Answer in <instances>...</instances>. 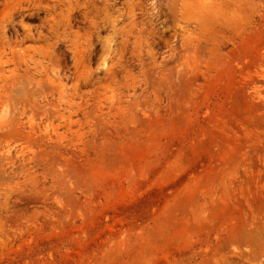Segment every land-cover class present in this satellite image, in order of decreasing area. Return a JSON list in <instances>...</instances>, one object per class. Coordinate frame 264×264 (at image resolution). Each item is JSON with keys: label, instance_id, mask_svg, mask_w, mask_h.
<instances>
[{"label": "rangeland", "instance_id": "rangeland-1", "mask_svg": "<svg viewBox=\"0 0 264 264\" xmlns=\"http://www.w3.org/2000/svg\"><path fill=\"white\" fill-rule=\"evenodd\" d=\"M0 264H264V0H0Z\"/></svg>", "mask_w": 264, "mask_h": 264}, {"label": "bare ground", "instance_id": "bare-ground-1", "mask_svg": "<svg viewBox=\"0 0 264 264\" xmlns=\"http://www.w3.org/2000/svg\"><path fill=\"white\" fill-rule=\"evenodd\" d=\"M4 74V73H3Z\"/></svg>", "mask_w": 264, "mask_h": 264}]
</instances>
